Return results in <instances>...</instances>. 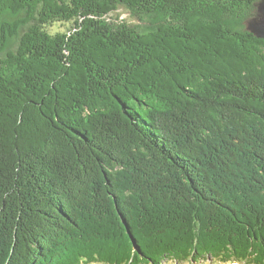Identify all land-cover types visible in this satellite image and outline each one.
I'll use <instances>...</instances> for the list:
<instances>
[{"label": "trees", "instance_id": "trees-1", "mask_svg": "<svg viewBox=\"0 0 264 264\" xmlns=\"http://www.w3.org/2000/svg\"><path fill=\"white\" fill-rule=\"evenodd\" d=\"M258 1L0 0V264H264Z\"/></svg>", "mask_w": 264, "mask_h": 264}, {"label": "water", "instance_id": "water-1", "mask_svg": "<svg viewBox=\"0 0 264 264\" xmlns=\"http://www.w3.org/2000/svg\"><path fill=\"white\" fill-rule=\"evenodd\" d=\"M257 6L256 16L247 21V27L259 38H264V0H259Z\"/></svg>", "mask_w": 264, "mask_h": 264}, {"label": "rangeland", "instance_id": "rangeland-1", "mask_svg": "<svg viewBox=\"0 0 264 264\" xmlns=\"http://www.w3.org/2000/svg\"><path fill=\"white\" fill-rule=\"evenodd\" d=\"M259 2V1H258ZM257 2V3H258ZM257 9H258V6L256 4V13H257ZM256 16V14L254 15ZM253 17V16H252ZM251 17V18H252ZM111 18H119V20H126L128 23L130 24H135L137 22H139L138 18L135 17L134 15L131 14V12L127 11L124 7L123 8H120L118 9L117 11H114L111 13ZM24 32V30H21V34ZM167 261V260H166ZM169 264V263H168ZM195 264V263H194ZM203 264V263H202ZM205 264H208L205 263ZM244 264V263H242Z\"/></svg>", "mask_w": 264, "mask_h": 264}]
</instances>
